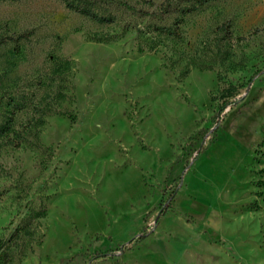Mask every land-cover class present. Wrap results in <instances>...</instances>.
Instances as JSON below:
<instances>
[{
  "label": "rangeland",
  "instance_id": "obj_1",
  "mask_svg": "<svg viewBox=\"0 0 264 264\" xmlns=\"http://www.w3.org/2000/svg\"><path fill=\"white\" fill-rule=\"evenodd\" d=\"M96 10L0 0L11 264H264V0Z\"/></svg>",
  "mask_w": 264,
  "mask_h": 264
},
{
  "label": "trees",
  "instance_id": "obj_2",
  "mask_svg": "<svg viewBox=\"0 0 264 264\" xmlns=\"http://www.w3.org/2000/svg\"><path fill=\"white\" fill-rule=\"evenodd\" d=\"M213 0H163L156 6V10L148 11L143 8H139L134 4H131L127 0H62L65 6L69 9H72L76 12H79L82 15L88 16L94 20L102 21V22H111L112 19L109 16H105L102 14H98L96 7L98 6H114L120 8L124 11H127L132 14H137L139 16H155L157 18H164L165 16L169 15H177L175 21L167 26H155V30H158L161 33H165L170 36L178 37L179 36V22L180 18L184 15L191 13L192 11L196 10L198 7L210 2ZM146 3L153 5L151 0H145ZM24 34H18L16 36H6L4 38H0V45L5 43L6 40H18L20 37H23ZM139 51H142V48H138ZM228 101H224L219 108V113L217 117L221 119L222 111L228 104ZM25 106L24 102H16L14 103L13 110L14 111L21 110ZM12 120V116H9L7 121L0 125V135L5 133L10 128V123ZM164 213L162 210L158 214V218L160 215ZM30 222L27 221L22 223L21 226H17L13 232L9 235V237L4 241L0 240V264H11L12 261V254L10 252V245L11 241L16 237V235L21 231V228L26 229V226ZM26 231V230H25ZM145 234H143L144 236ZM131 241H129L130 243ZM107 253H100L97 252L94 258L105 256Z\"/></svg>",
  "mask_w": 264,
  "mask_h": 264
}]
</instances>
